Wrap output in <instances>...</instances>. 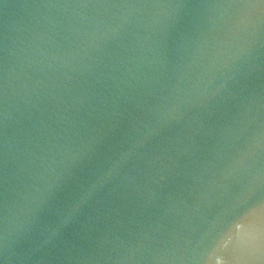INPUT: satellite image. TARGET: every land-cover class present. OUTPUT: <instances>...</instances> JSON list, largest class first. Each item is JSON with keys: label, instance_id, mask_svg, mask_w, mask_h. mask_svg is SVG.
<instances>
[{"label": "water", "instance_id": "obj_1", "mask_svg": "<svg viewBox=\"0 0 264 264\" xmlns=\"http://www.w3.org/2000/svg\"><path fill=\"white\" fill-rule=\"evenodd\" d=\"M0 264H264V0H0Z\"/></svg>", "mask_w": 264, "mask_h": 264}]
</instances>
